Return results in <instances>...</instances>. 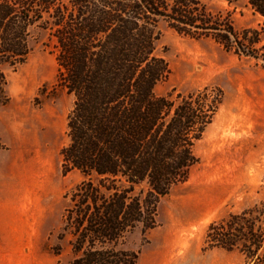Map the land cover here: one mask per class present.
<instances>
[{
    "label": "trees",
    "instance_id": "obj_1",
    "mask_svg": "<svg viewBox=\"0 0 264 264\" xmlns=\"http://www.w3.org/2000/svg\"><path fill=\"white\" fill-rule=\"evenodd\" d=\"M208 1L0 0V65L24 63L42 31L56 62L54 89L73 96L68 142L59 152L62 172L82 175L65 194L61 216L69 264H137L139 250L125 246L127 236L156 226L160 198L197 163L194 144L213 121L222 91L155 94L170 72L157 52L160 21L238 54L252 55L259 41L256 29L237 31ZM247 5L264 17V0ZM6 85L0 68V104L9 100ZM204 243L237 251L245 264H264V203L210 222Z\"/></svg>",
    "mask_w": 264,
    "mask_h": 264
},
{
    "label": "rangeland",
    "instance_id": "obj_2",
    "mask_svg": "<svg viewBox=\"0 0 264 264\" xmlns=\"http://www.w3.org/2000/svg\"><path fill=\"white\" fill-rule=\"evenodd\" d=\"M207 6L230 18L237 31L256 29L259 41L252 55L238 54L210 37L184 36L160 21L157 52L170 72L156 84L155 94L217 86L222 101L194 144L198 161L188 179L160 198L156 226L134 230L125 246L140 253L148 244H200L203 264H245L237 251L206 247L204 236L210 222L264 203V17L254 14L247 0H210ZM45 39L42 31L35 34L24 63L0 65L9 96L0 104V151L8 159L6 196L17 264H69L68 241L59 236L61 216L65 194L82 179L75 170L62 172L59 152L68 142L73 96L54 89L56 62L42 44Z\"/></svg>",
    "mask_w": 264,
    "mask_h": 264
},
{
    "label": "crops",
    "instance_id": "obj_3",
    "mask_svg": "<svg viewBox=\"0 0 264 264\" xmlns=\"http://www.w3.org/2000/svg\"><path fill=\"white\" fill-rule=\"evenodd\" d=\"M6 153L0 151V264H17L13 258V215L8 212L6 196ZM200 244H148L140 250L137 264H203Z\"/></svg>",
    "mask_w": 264,
    "mask_h": 264
}]
</instances>
